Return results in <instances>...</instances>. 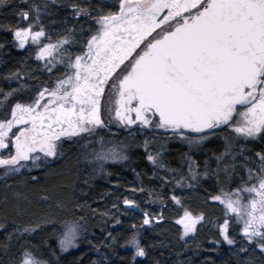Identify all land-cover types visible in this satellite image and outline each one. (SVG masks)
<instances>
[{"label":"snow or ice","instance_id":"6c2138e0","mask_svg":"<svg viewBox=\"0 0 264 264\" xmlns=\"http://www.w3.org/2000/svg\"><path fill=\"white\" fill-rule=\"evenodd\" d=\"M8 6L0 0V9ZM13 8L16 22L0 27L11 33L16 50L32 49L40 73L10 70L3 76L17 85L0 88L4 187L12 189L9 179L39 185L41 175L47 178L64 159L66 146H75L77 180L91 188L112 175L109 165L127 166L133 150L142 149L158 170L152 179L175 185L168 199L183 211L175 223L185 244L207 218L186 208L175 188L193 189L214 178L205 202L219 206L221 215L219 239L209 243L226 244L236 264H264V0H18ZM60 9L71 20L54 18ZM53 25L61 29L55 37ZM6 44L0 42V53ZM30 79L39 83L29 85ZM173 151H179L177 167L167 160ZM126 191L146 193L148 203H160V214L150 215L135 195H118L112 211L58 198L54 188L40 186L39 200L56 211L27 223L13 219L11 229L8 216L0 219V249L8 257L0 264H65L64 254L80 243L101 255L100 261L89 257L91 264H116L118 248H131L128 264H140L137 258L149 255L140 230L161 223L167 202L142 183ZM12 211L24 215L18 204ZM64 211L73 219L61 231L56 217ZM137 214L141 223L121 235L119 217ZM97 217L111 226L101 229L106 235L98 242L88 232ZM41 231L50 235L34 243L30 237ZM83 261L81 255L71 264Z\"/></svg>","mask_w":264,"mask_h":264},{"label":"trees","instance_id":"16d2710c","mask_svg":"<svg viewBox=\"0 0 264 264\" xmlns=\"http://www.w3.org/2000/svg\"><path fill=\"white\" fill-rule=\"evenodd\" d=\"M18 3V0H9V6L0 9V26L9 25L16 22V17L12 14L14 8L13 4ZM21 8L24 5H19ZM66 13L64 9H60L57 16L54 18H62ZM70 20V15H69ZM55 37V35L53 36ZM12 35L10 32L4 31L0 27V42H7L6 49L3 53H0V88L8 90L10 87H16V81H7L3 79V76L10 70H21L22 72L32 71L36 75H39L40 69L37 67V61L32 57L31 51H18L12 44ZM39 83L38 80H27V84ZM173 148L178 149L179 145H173ZM187 150L186 147L184 149ZM194 158H199L195 154ZM167 160L172 167H177L179 164V151H173L167 155ZM81 166L77 162V148L75 146H66L65 157L62 160L56 161L53 164L52 174L47 178L41 175L40 184L32 185L29 183L27 187L23 186L22 183L13 181L12 189L9 190L4 187V181H0V219L4 216H8V227L11 229V221L18 219L20 222H31L38 219L41 215L47 211L56 210L49 209L47 205L49 202L41 201L38 197V189L40 186H46L54 188L58 198L63 199H79L81 202L87 201L92 207H103L106 205L108 209H112V201L119 196H132L141 202V206L146 210L154 209L160 214L161 205L160 203H148L146 193H135L132 194L126 191L130 187H139L142 183L146 188L155 189L157 193H163V198L167 202V207L163 209L164 219L159 224H154L147 228L141 235V243L146 247L149 255L146 258H137L140 264H236V257L229 249L226 244L214 245L209 241L219 239L217 235L216 223L217 218L221 215V209L219 206L211 205L205 202L207 191L215 183L211 181H201L199 185L193 189H181L175 188L177 195L183 196V204L186 208L190 209L194 214L204 213L206 215V221L203 223V227H198V231L185 241L180 239L182 235V228L180 225L175 223V220L183 214L182 209L175 205L168 196L171 194L172 189L175 187L174 184H169L162 187V183L159 179H152L154 170L146 159L143 158L142 149L133 150L132 159L127 166H112L109 171L112 173L111 176H106L99 181H94L93 186L89 188L84 185L82 181L77 180L78 170ZM135 169L137 175L131 170ZM57 173H67L66 176L58 175ZM214 180V178H213ZM74 185L75 192L71 186L64 187L63 185ZM211 184V186H210ZM227 187V185H225ZM83 192H87V196H83ZM20 192L22 195L28 197L27 201L21 200L17 202L14 192ZM105 193H112L111 196H104ZM5 197H7L8 203H5ZM100 201V203H96ZM24 210V215L17 218L13 211L8 214L6 209H13V205H17ZM6 208V209H5ZM122 208V201H121ZM158 208V209H157ZM57 228L60 229L64 221L72 220L73 216L70 211L60 212L57 215ZM122 225H117L116 230L122 235L128 230L131 223L139 224L142 220V216L137 214L135 216H120ZM211 221V222H209ZM108 227L111 230L110 225H104L101 223L100 218H96L94 224L89 225V238L91 233H95L97 242L99 238L106 235V232H101V229ZM116 230L114 234H116ZM50 234L46 231H41L39 234L30 237V239L39 244L42 238H47ZM5 238V233L0 231V241ZM49 243H53L49 240ZM90 246L87 243H80V247L73 249L71 253L64 254L67 257L65 264H71L79 256H84L83 264H91V261H100L101 255L94 251H89ZM15 251V249H13ZM108 249L101 248V252H107ZM119 256L113 255V259L116 264H128L133 256V250L127 248L117 249ZM86 253V254H85ZM120 256L125 259L120 260ZM91 257V261L89 260ZM0 258L7 260L8 257L4 255L3 249H0Z\"/></svg>","mask_w":264,"mask_h":264},{"label":"rangeland","instance_id":"374dc122","mask_svg":"<svg viewBox=\"0 0 264 264\" xmlns=\"http://www.w3.org/2000/svg\"><path fill=\"white\" fill-rule=\"evenodd\" d=\"M70 20H71V17H70ZM51 28L53 29V36L54 35H56V31L57 30H61L60 29V26H58V25H53V26H51ZM37 64H38V62H37ZM120 139H123V136H120L119 137ZM196 155H197V157H199V158H201L202 157V154L201 153H196ZM201 163H202V160H201ZM112 166H115V165H109L108 166V170L112 167ZM0 171H2V170H0ZM185 171H186V168H185ZM102 178H98V179H96L95 181H99V180H101ZM0 181H3V180H0ZM211 181L212 182H214L215 183V179L213 180V179H210V180H208V183H211ZM13 182V180H11V179H9L8 180V183L9 184H11ZM210 186H211V184H210ZM4 189H5V187H3ZM182 190L183 189H186V188H181ZM157 203H159V202H157ZM122 207H123V205H122ZM161 208V207H160ZM6 209V208H5ZM158 209V208H157ZM148 211H149V213H150V215H153V214H155V215H159L158 214V212L157 211H155L154 209H147ZM10 211H12V209H6V212L8 213V214H10L11 212ZM142 221V220H141ZM141 223V222H140ZM64 224V223H63ZM62 224V225H63ZM155 223H153V225H154ZM62 225H61V227H60V230L62 231L63 229H62ZM181 227V226H180ZM147 228H149L148 226H145V228H143V229H141L140 230V233H141V235L143 234V232L147 229ZM129 249H131V248H129ZM132 250V249H131Z\"/></svg>","mask_w":264,"mask_h":264}]
</instances>
